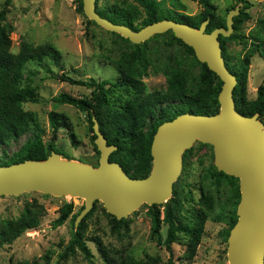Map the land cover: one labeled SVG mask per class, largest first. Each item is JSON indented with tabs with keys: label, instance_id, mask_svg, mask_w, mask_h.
<instances>
[{
	"label": "trees",
	"instance_id": "trees-1",
	"mask_svg": "<svg viewBox=\"0 0 264 264\" xmlns=\"http://www.w3.org/2000/svg\"><path fill=\"white\" fill-rule=\"evenodd\" d=\"M78 14H84L83 0H72ZM213 0H199L203 10L197 15L185 13L186 6L182 0H125L112 3L111 0H97V12L113 23L126 25L135 31L163 20H173L196 28L209 20L207 32L224 28L227 17L216 12ZM234 6L241 5L240 14L234 17V32L225 38L220 36L223 57L230 72L237 78L234 89L236 110L252 117L256 114L264 122V80L259 86L255 100L248 98V75L251 58L259 54L264 59V20L258 28L245 37L243 27L251 19L247 12L250 3L247 0H232ZM13 0H6L0 10V167L22 163L27 160H46L53 151L72 160L61 148H57V134L63 128L70 130V119L64 115L52 112L49 116L52 128V139H44L46 130L42 128L35 112L24 109L25 103L38 102V88L34 85L38 76V69L44 68L50 77L70 85L82 86L91 90V95L76 98L67 93H61L55 101L62 105H70L87 115L90 130L93 133L91 141L98 156L96 135L94 134L93 115L96 117L100 131L105 136L108 145L116 146L117 150L111 154V162L119 163L126 174L133 179H143L149 176L153 167L151 147L158 128L165 122L172 121L182 114L215 115L220 111L219 94L223 82L216 73L206 64L201 63L190 46L178 39L172 31L157 34L149 41L136 45L119 34L111 32L115 42L121 46L112 63L119 72L117 80L97 81L75 79L66 73L54 74L50 65H60L61 52L51 44L34 46L22 41L17 53L12 51L11 35L13 26L8 22L9 6ZM90 26H97L87 20ZM152 41H163L165 46L174 48L168 60L160 64L159 58L154 56L159 50H153ZM237 42L244 45L247 53L244 57L230 55L228 44ZM37 64V67L33 64ZM31 65H34L32 68ZM150 73H163L167 79V88L162 91L150 92L143 82ZM28 136L25 143L12 155L7 147L12 142H18ZM3 147V149H2ZM193 149L184 154V170L187 168V158ZM226 186L228 197L225 202H219V220L227 223L223 230L225 241L228 242L230 231L238 221V205L241 201L240 180L219 172L215 165H211L204 172L200 180V198L195 200L192 191H187L182 181L174 185L172 198L164 205H155L149 208L151 217L152 239L159 246H165L171 258L168 264H176L173 259V245L183 244L186 247L184 258L193 261L201 244L206 221L214 210L216 197L221 200L223 187ZM222 188V190H221ZM194 202L199 205L195 208ZM83 218L76 227V219L81 211L75 215L74 204L67 203L60 210V216L54 222V227L64 225L70 218L73 224V234L69 244L60 256L61 264L78 253L95 264L88 246L87 228L89 220L97 211V204ZM186 203L192 208H186ZM228 204L230 207H228ZM161 207H164L162 218ZM83 210V209H82ZM104 211H106L104 209ZM107 214V213H106ZM111 218L112 231L118 235L121 230H130L127 219ZM44 209L36 200L28 203L22 215L17 219L4 221L0 226V248L11 245L29 230L36 229L41 224ZM167 226L166 236L162 235L163 226ZM185 236V238H181ZM184 239H186L184 241ZM92 241L96 243L101 264H143L131 256L115 258L107 246L98 237ZM114 252V251H113ZM17 264H37L36 261L19 262Z\"/></svg>",
	"mask_w": 264,
	"mask_h": 264
},
{
	"label": "rangeland",
	"instance_id": "rangeland-1",
	"mask_svg": "<svg viewBox=\"0 0 264 264\" xmlns=\"http://www.w3.org/2000/svg\"><path fill=\"white\" fill-rule=\"evenodd\" d=\"M5 1L0 0V10L4 7ZM123 1L125 0H111L112 3ZM129 1L132 2V0ZM182 1L186 6L185 13L188 15L194 16L203 10V5L199 3V0ZM247 1L251 5L247 11L251 19L243 27L246 38L249 37L250 32L258 28L259 22L264 20V0ZM212 3L216 7V12L224 17H228L234 6L232 0H213ZM237 7L242 8L241 5ZM9 10L8 22L14 28L11 35L13 52L19 51L22 41H27L34 46L51 44L62 55L59 67L50 65L54 74L66 73L75 79L83 80L90 78L97 81L117 80L119 72L112 61L115 54L122 50L121 46L115 42V37L111 32L99 25H88L87 20L89 19L77 13L76 5L72 0H13ZM151 46L153 50H159L154 59L159 58L160 64L166 62L174 51V48L165 46L163 41H152ZM228 48L230 55L234 57H244L247 53L244 45L237 42L229 43ZM33 64L37 67V64ZM34 65H31L32 68ZM37 69L39 73L34 85L38 88V102L25 103L24 109L36 113L42 128L46 130L44 139L47 142L52 139L50 114L56 112L66 115L70 119L71 129L63 128L59 131L55 142L57 148H61L66 154L72 156L74 161L98 166L100 156L95 152L91 141L93 133H91L87 115L73 106L62 105L55 101L61 93L83 98L90 96L91 90L60 82L51 78L44 68L37 67ZM263 80L264 59L259 54H255L251 58L248 75L247 89L250 100L256 99L258 88ZM143 82L150 92L167 88V79L163 73H150L143 79ZM27 138L28 136H24L18 142H12L7 147L8 154L12 155L16 152ZM192 149L193 152L187 158L185 170L183 157V171L178 181H182L186 186L185 189L192 191L195 200L198 201L201 193V176L208 167L215 165V154L211 145L200 142H196ZM1 157L2 150L0 149ZM227 197V188L224 186L221 200L218 197L215 199V208L206 221L202 241L193 261L184 258L186 247L183 244L173 245L172 259L176 264H229L228 242L225 241L223 235L227 223L219 220L221 212L217 205L219 202L226 203ZM35 200L44 209L40 226L27 231L11 245L1 247L0 264H17L24 261H36L37 264L60 262V256L72 238L73 224L70 218L64 225L55 228L54 222L60 216V210L65 204H74L73 215H75L82 211L85 200L70 196L54 197L39 192L25 193L19 197H0V226L6 220L19 218L27 204ZM194 204H196L195 208H199L197 202ZM97 207L87 228L88 246L95 256L93 259L95 264H101L96 243L92 241L95 237H98L109 249H113L114 252L111 251V253L115 258L131 256L143 264H168L171 258L170 253L165 246H159L152 239L149 206L143 205L133 212L127 219L130 222V230H121L119 235L112 231L111 218L107 215L105 206L99 202ZM228 207H230L229 204ZM186 208H192V205L186 203ZM161 211L163 218L164 207H161ZM166 232L167 226L164 225L162 229L164 237ZM61 264H90V262L78 253L77 256Z\"/></svg>",
	"mask_w": 264,
	"mask_h": 264
},
{
	"label": "water",
	"instance_id": "water-1",
	"mask_svg": "<svg viewBox=\"0 0 264 264\" xmlns=\"http://www.w3.org/2000/svg\"><path fill=\"white\" fill-rule=\"evenodd\" d=\"M96 2L83 0L85 16L133 44L139 45L157 34L172 31L193 48L197 59L223 82L220 111L209 116L186 113L163 123L151 147L152 171L143 179L131 178L119 163L111 162V154L117 147L108 145L93 115L95 144L100 152L98 166L64 159L55 151L46 160L2 166L0 197L39 192L84 199L85 206L76 219V227L96 202H101L108 214L118 220L128 219L143 205H162L172 198L174 185L183 171L184 154L200 142L213 147L219 172L240 180L238 221L228 238L229 264H264V122L258 114L249 117L236 110L237 78L226 66L219 40L220 36L228 38L233 34L234 17L240 14V8L230 11L226 27L211 33L207 32L209 20L196 28L167 19L135 31L102 17Z\"/></svg>",
	"mask_w": 264,
	"mask_h": 264
}]
</instances>
